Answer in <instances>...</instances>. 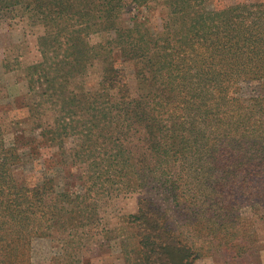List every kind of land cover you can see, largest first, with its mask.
Instances as JSON below:
<instances>
[{
	"label": "trees",
	"instance_id": "16d2710c",
	"mask_svg": "<svg viewBox=\"0 0 264 264\" xmlns=\"http://www.w3.org/2000/svg\"><path fill=\"white\" fill-rule=\"evenodd\" d=\"M151 1L0 0V15L24 9L44 27L43 54L56 71L33 73L29 91L38 101L29 109L57 98L59 117L42 126V142L62 149L63 137L82 132V117L88 124L69 160L65 149L57 161L46 160L49 171L62 165L59 191L56 176L18 179L20 150L35 152L40 141L16 133L7 144L0 125V264H32L33 240L57 225L78 228L73 237L82 240L95 194L112 184L149 190L125 217L127 264H196L219 247L231 255L251 248L252 240L240 241V211L248 207L264 222V0L219 7L214 0H162L167 12L159 27L138 15L123 23L129 3ZM109 31L105 42L90 43L91 34ZM98 48H116L134 63L136 96L113 63L99 88L81 94L88 102L62 91ZM78 162L87 163L81 174L73 171Z\"/></svg>",
	"mask_w": 264,
	"mask_h": 264
},
{
	"label": "rangeland",
	"instance_id": "374dc122",
	"mask_svg": "<svg viewBox=\"0 0 264 264\" xmlns=\"http://www.w3.org/2000/svg\"><path fill=\"white\" fill-rule=\"evenodd\" d=\"M250 1L262 0H214L213 4L219 7ZM131 4L129 3L125 7L126 10L123 9L124 24L130 22L129 19L132 15H138L141 18L145 17V23L148 26L153 28L157 25L159 27L161 19L167 12L162 0H153L139 8H135ZM43 30L42 23L24 9L0 15V125L4 130L7 144L14 141L16 133H22L25 137L24 140L35 138L40 141L38 149L34 150L36 153L25 146L20 150L22 160L15 168L18 179L25 183H35L41 182L45 176H56L55 190L59 191L65 182L62 165L58 164L52 171H49L46 166L50 162L46 160L53 159L54 156V160H56L57 153L62 149L66 150L65 158L69 160L72 151L80 149V144L86 137L84 130L88 124L83 123L85 118L82 117L78 122V128L82 132H72L63 137L62 149L59 148V144L51 146L42 142V126L55 123V118L59 117V114L54 111L59 105V102H56L57 98L54 102L41 99L44 101L42 105L34 107L32 110L29 109V104L38 101L37 98L31 96L32 93L29 91V79L33 73L44 68H48L50 74L56 71L49 67L50 61L46 60L43 54V50L46 48L43 47L39 38L43 34ZM112 34L110 31L93 33L89 36V41L91 44L97 45L105 42ZM113 47L115 46L113 45ZM97 51V54L91 59V64L89 63L83 70H80L82 71L80 75L64 83L66 87L62 91L68 98L72 97L71 93H76L78 95L76 100L82 103L88 102L86 96L81 94L99 88L101 76L104 74L106 66L111 63L125 71L130 90L136 96L139 90L134 63L124 60L116 48H113L108 54L106 50L100 48ZM51 54L50 59L51 56H54L53 53ZM44 70L42 71L45 72ZM70 72H76V70H70ZM60 137L62 138V136ZM101 141L103 138L100 136L99 142ZM86 164V162H78L76 166L82 167L79 169L73 167V171L81 174L80 172L83 171ZM79 184L74 183L72 189L80 188ZM107 188L105 191L98 189L101 194H95L93 201L95 212L92 224L80 227L81 232H87L82 240H78V242L76 237H73L78 228L57 225L50 230L49 235L33 240L31 263L127 264L126 258L129 253L127 254L123 247L132 243V237L128 235L131 233V229L126 225L125 217L136 212L139 199L147 196L149 190L138 188L132 191V188L126 187L116 190L114 189L116 188L115 184L108 185ZM240 212L241 221L246 224L243 235H239L240 241L243 238L252 240L249 244L251 248L245 253L231 255L230 250L223 251L219 247L199 257L196 264H264V222L257 213L248 207H243ZM203 237L202 239H204Z\"/></svg>",
	"mask_w": 264,
	"mask_h": 264
}]
</instances>
